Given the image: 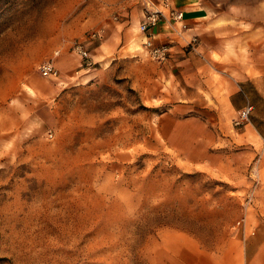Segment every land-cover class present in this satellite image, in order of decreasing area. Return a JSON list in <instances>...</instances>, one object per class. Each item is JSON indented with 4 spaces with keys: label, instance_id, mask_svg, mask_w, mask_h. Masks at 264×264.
<instances>
[{
    "label": "rangeland",
    "instance_id": "obj_1",
    "mask_svg": "<svg viewBox=\"0 0 264 264\" xmlns=\"http://www.w3.org/2000/svg\"><path fill=\"white\" fill-rule=\"evenodd\" d=\"M205 1L235 2L0 0V264H264V76L151 59L137 28ZM236 3L264 42V0ZM178 105L194 134L171 143Z\"/></svg>",
    "mask_w": 264,
    "mask_h": 264
},
{
    "label": "crops",
    "instance_id": "obj_2",
    "mask_svg": "<svg viewBox=\"0 0 264 264\" xmlns=\"http://www.w3.org/2000/svg\"><path fill=\"white\" fill-rule=\"evenodd\" d=\"M248 5V3L237 5L236 0L228 5L218 1L214 4L205 1L199 7L185 8L182 10L183 37L174 36L164 25L154 26L152 32L155 33L156 41L174 39L169 55L164 61L171 63L177 59L178 63L185 64L189 60H200L201 63L195 64L196 70L216 67L221 70V73L230 71L229 75L264 76V42H258L260 40L256 38L259 29L254 25L255 18L245 14ZM189 35L199 36V55L191 51L186 54L182 50L184 37L187 38ZM112 37L115 41H112L111 46L114 47L117 44L116 40L122 38V33L115 32ZM97 52L92 54L93 58H96ZM92 61L94 62L93 59ZM248 80L253 81L258 88L257 83H260L258 78H248ZM235 96L231 95L229 98L234 115L245 104L232 101L233 98H235L233 100L237 99ZM184 110L182 105L173 106L170 112H165L161 117V134L171 143L181 136L187 139L194 134L192 130L183 131V121L179 115ZM247 264L255 263L248 262Z\"/></svg>",
    "mask_w": 264,
    "mask_h": 264
},
{
    "label": "built area",
    "instance_id": "obj_3",
    "mask_svg": "<svg viewBox=\"0 0 264 264\" xmlns=\"http://www.w3.org/2000/svg\"><path fill=\"white\" fill-rule=\"evenodd\" d=\"M164 19V22L170 29V32L174 36L183 37L182 31L184 27L183 11L172 10L168 14L159 7H150L146 9L142 16L141 21H138V31L143 34L142 46L145 48L148 56L151 59L157 61H164L167 59L173 38H169L166 41H156L155 33L152 32V28L157 26L158 23ZM101 37V33L98 30H94L89 34V38L92 40H98ZM173 37V36H172ZM184 45L188 46L191 50H196L198 45V38L196 35H189L187 38L184 37ZM72 49L83 59V66L90 67L93 61L90 57L87 45L83 41H75L72 44ZM58 54V50L53 51V55L45 59L40 65V73L45 77L57 78L60 74L59 69L55 63V56ZM252 110L250 103L245 104L240 108L234 120V124L238 125L248 120L249 114Z\"/></svg>",
    "mask_w": 264,
    "mask_h": 264
}]
</instances>
